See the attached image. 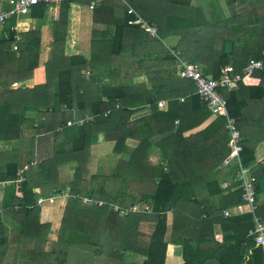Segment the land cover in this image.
<instances>
[{"label":"trees","instance_id":"1","mask_svg":"<svg viewBox=\"0 0 264 264\" xmlns=\"http://www.w3.org/2000/svg\"><path fill=\"white\" fill-rule=\"evenodd\" d=\"M227 4L230 23L245 18L246 40L242 43L244 37L234 29L228 39L233 44L231 53L224 49L218 56L209 52L212 62L196 65L208 78L219 79L227 66L241 75L238 85L222 91L240 130L241 110L246 101L239 99L237 89L247 82L249 75L264 73V70L243 72L250 58L258 57L264 49V0H230ZM186 8L178 0H105L94 11V20L113 27L114 32L111 37L103 35L98 39V58L90 60L70 51L68 37L65 33L60 35L61 27L56 24L50 59L45 65L46 83L32 90L11 88L34 77L39 62L40 32L19 35L14 30L15 20L8 35L0 39V142H18L15 150L0 152V184H6L3 188L0 185L6 191V202L0 203V264H125L123 252L144 256L145 264H166L169 249L174 245L181 247L183 264H207L210 260L218 264H264V250L248 234L254 222L238 241H229L223 249H203L206 242L212 241L206 233L209 228L213 231L215 221L224 227L234 223L233 219L224 222L215 218L223 217L227 207L243 202L238 167L234 165L228 172L237 191L226 197L227 204H213L210 209L196 199L195 192L187 190L193 189L191 176L168 155L167 149L174 144V130L170 127L157 131L156 126H151L159 123L160 118L168 119L169 111L181 104L206 105L200 100L195 83L178 76L175 51L174 55L164 52L157 34L152 36L141 25L129 22L138 15L155 27L167 19L170 25ZM46 10V6L37 5L32 16L46 18ZM211 23L215 29L224 26L219 21ZM133 31L138 32L132 35ZM129 39L149 42L155 51L144 49L143 57L136 56L135 62L127 63ZM201 54L197 48L188 50L190 59ZM201 65L206 66V72ZM84 71L89 75L83 74ZM142 76L148 82L135 83ZM53 89L56 93H52ZM18 93H22L19 95L22 102H18L17 96H8ZM24 93L32 94V102ZM182 98H187L185 103ZM162 101L168 103L166 112L160 110ZM77 107L79 116L74 115ZM146 108L149 116L134 120V115ZM28 110L36 115L30 116ZM86 115L93 120L86 121ZM217 117L226 125L224 116ZM82 119L85 121L79 125ZM69 121L75 124L68 126ZM140 125L145 135L141 134ZM240 132L244 146L242 161L250 168L253 153ZM101 134L107 142L115 143L113 152L120 156L114 171L103 175L92 174L89 169L92 146ZM129 139L139 142L135 149L128 147ZM153 148L159 149L158 158L152 155ZM70 163L76 164L73 179L63 183L60 171ZM220 165L219 161L213 167L212 178L203 177L210 198L224 194L219 181L222 174L216 177L214 170ZM252 174L258 191L260 179L255 172ZM66 194L67 209L59 240L49 243L51 226L40 224L38 202ZM134 204L148 205L152 212L124 216L114 208L127 209ZM169 212L174 215L173 230L166 241ZM202 216L206 219L197 224L193 236L188 227ZM143 223L153 226L151 235L140 233ZM185 223L187 228L182 232ZM69 236L76 241L68 240Z\"/></svg>","mask_w":264,"mask_h":264},{"label":"crops","instance_id":"2","mask_svg":"<svg viewBox=\"0 0 264 264\" xmlns=\"http://www.w3.org/2000/svg\"><path fill=\"white\" fill-rule=\"evenodd\" d=\"M68 1L70 0H67L66 2ZM146 1L153 2L155 0ZM178 1L184 2L187 6L185 13L182 16L177 15L170 25H168V19L161 21L159 25L155 24L158 30L157 37H159L164 44L161 49L163 50L164 48V52L170 51V53L173 55L175 51L176 54L174 56H176L177 60L180 58L190 63L195 61L196 63L194 64L198 65L202 63H211L213 57H209V52H212L214 55L218 56V54L221 53L223 49L225 50L226 44L231 43L230 40H228L231 36L229 32H233L234 29H238L239 35L244 37L242 43L246 40L247 23L245 22V18L237 19L236 21L230 23L232 17L227 4V1L230 0ZM66 2L62 3L58 7L56 12L57 16L55 19L50 18L52 11L49 13L48 8L46 7V18H35L32 16L33 12H31V14L27 17L14 16L13 18L6 21L10 22L8 26L9 30V27L12 26L16 20L14 30L19 35L28 33L30 31L40 32V53L38 68L35 70L34 77L32 79L21 83H15L11 88L14 91H20L19 89L32 90L36 86L46 83L45 65L50 59V51L55 38L56 24L61 26L62 31L66 29L68 33H71L72 38L67 40V44L70 47L71 52L81 55L85 60H90L93 57L96 59L98 58L99 53H97V47L100 44V40L98 39H102L104 31H108L107 36L111 37L113 35V27L97 23L94 20V11L96 9L94 11L90 10L89 5L91 0H72L67 4ZM0 8L9 9V6L6 3H1ZM198 10L200 11L197 13L196 11ZM137 18H140V16L137 15ZM146 20L148 21V19ZM212 21H219L224 26L219 25V27L215 29L211 23ZM4 24L0 25V32H4L7 29L4 27ZM67 24L68 27L66 28ZM141 26L143 27V25ZM138 31L141 32V30ZM138 31H133L132 35ZM99 32L100 36L97 37ZM7 35L8 32L6 35L0 37V39ZM182 38L184 39V43L181 42ZM154 48L155 47H153V45H151L149 42L141 43L140 40L129 39L127 45L128 51L126 54V62H135L136 58L143 57L145 55L143 52L144 49L155 51L152 50ZM190 48H197L202 51V54L198 57H191L193 59H190V55L188 56V50ZM130 49H134L136 52L133 53ZM202 67L206 72V66ZM83 74L89 75V72L84 71ZM246 81L247 82L243 86L241 85V88L239 87L237 89L239 99L246 101L245 106L241 110L242 118L241 123L239 124L244 142L246 145L251 147L250 149L253 153V160L251 162L252 165H250V168L252 169L253 173L255 172L257 174V178L259 177L260 179L258 184V188L260 189L258 190L257 195V205L259 208L258 214L264 219V73L262 75H249ZM147 82L148 80L144 76L135 79V83L137 84H146ZM52 93H56L55 89L52 90ZM20 94L22 93L8 96H17L18 102H22L19 99ZM24 94L27 95V93ZM27 96H29L31 99L29 100L32 102V94L29 93ZM105 99L106 98H104V100ZM186 100L187 98H182L181 102L185 103ZM160 103H163L164 106L160 107L159 105L160 110L166 112L169 109L168 103L166 101H162ZM77 110L78 107L74 110L75 116L80 115V112H78L80 109L78 111ZM28 112L30 116L36 115V112L33 110H28ZM149 113V109L147 108L140 110L134 115V120L148 117ZM209 113L210 112L208 108L196 103L181 104L169 111L170 120L169 118H160L159 123H153L151 126H156L157 131H167L170 129V127L172 130H174L172 131V133H174V144L173 146H170L171 148L167 149L168 155L170 156L171 160H174V164H180L186 175L191 176V180H193L192 182L194 184L192 186L193 189L190 188L187 190H192L195 192L196 199L198 198L200 201L205 203L208 208L213 209V204L216 206L227 204V200H225L226 197L237 191L238 187L237 185L234 186L235 181L230 178L231 175L228 173L230 167H233L234 165L232 163L227 164L225 162L230 153V137L228 131H226L227 129L225 122L223 119L213 116L211 113ZM87 117L89 116L86 115L85 118ZM172 117H174V123L172 122ZM204 117H206V119H204ZM139 127L141 134L145 135L144 127L141 125ZM138 144L139 142L133 139H129L127 141V145L130 150L135 149ZM17 146V141H2L0 142V152L13 151ZM114 146L115 143L107 142L104 138V135L101 134L99 136L98 140L95 144H93L91 149V164L89 169L92 174L103 175L112 173L114 171L120 159V156L113 152ZM151 153L155 158H158L160 154L159 149L157 148H153ZM105 155H111L110 159L112 160V166L109 169L103 162ZM219 161L221 165L214 170L217 174L216 177L221 176L222 174L219 181L224 194L210 198L208 195V189L205 187V179L203 177L207 176L208 178H212L214 174L211 171ZM75 168V163H70L62 167L60 171V178L63 183L72 181L74 175L72 172L74 173ZM5 192L6 191L3 189L0 190V203L6 202ZM35 192L39 193V189H36ZM66 202L67 201H65L63 196L45 199L42 200L41 203L38 202L40 209V224H52L51 230L47 237L49 243L52 241V230H55V228H57L59 225L62 226V218L58 219L57 215L59 216L61 214L62 211L60 208L63 207ZM249 216L252 215L248 212V208L243 202L227 207L224 211V216H217L215 220L223 219L225 222L228 221V219H233V225L224 227L223 223L215 221L216 223L213 226V231L211 228H209V231L206 233V236L212 241L206 242L203 245V249H210L212 251L219 248L223 249L225 246H228L227 243L229 241H238V237L244 233L250 223H253V221H251V218L253 217ZM202 219H206V217L202 216L199 220H194L190 223L188 228H191L190 232L193 236H196L197 224H199ZM58 220L59 222H54ZM173 220L174 215L172 212H169L167 214L166 241H168L172 235ZM184 221L185 220L183 219V222ZM186 225L187 223H185V225L183 224V227L181 228L182 232L186 230ZM153 229L154 228L151 224L143 223L140 227V233L144 235H151ZM54 230L53 232L55 233ZM253 243L255 242L253 241ZM245 245L248 247L247 244ZM123 253V262L125 264H145L144 256L134 252ZM4 259V263H6L7 259ZM183 262L184 260L182 258L181 247L177 245L170 247L168 257L166 258V264H183ZM207 264L218 263L216 261L210 260Z\"/></svg>","mask_w":264,"mask_h":264},{"label":"built area","instance_id":"3","mask_svg":"<svg viewBox=\"0 0 264 264\" xmlns=\"http://www.w3.org/2000/svg\"><path fill=\"white\" fill-rule=\"evenodd\" d=\"M67 0H0L1 3H6L9 9L0 8V25H3L7 20L16 17L29 16L32 9L37 5H44L48 8L50 18L55 19L57 16L58 7L66 2ZM105 0H91L89 5L90 10L94 11L100 7ZM130 25H143L146 32L152 35L157 34V28L150 25L148 22L141 18H137L129 22ZM234 67L227 66L222 69L221 77L219 79L208 78L204 74L201 68L194 64L185 61L184 59L178 58V76L191 80L195 83L197 94L200 100L206 105L208 110L213 116H224L226 119V129L229 133V148L230 153L225 161L227 164L232 163L239 169V179L241 181L240 188L242 190V201L247 206L248 212L253 217L254 227L249 230V236L254 240L255 244L261 246L264 250V219L258 214L257 205V180L252 174L249 167L245 166L242 161V152L244 146L242 144L241 132L237 125V120L232 117L228 110V100L222 93L227 88H231L238 85L241 82V75L234 73ZM264 70V50L261 51L258 57H252L248 61L247 66L244 69V74H250L256 71ZM163 107V103L159 104ZM86 121H92L93 118L87 117ZM82 119L78 122L82 125L85 121ZM75 123L72 121L68 122V126H72ZM1 185V184H0ZM6 184H2L3 188ZM41 203V200H39ZM140 208L141 212L138 211ZM122 210L123 215H128L129 213H151L152 208L148 205L138 204L134 206L131 210Z\"/></svg>","mask_w":264,"mask_h":264},{"label":"rangeland","instance_id":"4","mask_svg":"<svg viewBox=\"0 0 264 264\" xmlns=\"http://www.w3.org/2000/svg\"><path fill=\"white\" fill-rule=\"evenodd\" d=\"M22 17H27V16H22ZM9 23L10 22H6L5 24H4V27L5 28H7L4 32L2 31V32H0V37H2V36H4V35H6L7 34V32H8V26H9ZM2 27V26H1ZM59 27H61V26H59ZM68 27V24H67V26H66V28ZM63 28V27H62ZM60 32V35H64V33H65V35L68 37V39H71L72 38V35H71V33H68L67 31H66V29L64 30V31H62V30H60L59 31ZM104 34L103 35H108V31H104L103 32ZM98 36H100V32L97 34V37ZM71 51V50H70ZM104 88V87H103ZM103 88H102V90H103ZM107 88H109V87H107ZM164 107V106H163ZM110 157H111V155H105L104 156V158H103V162L105 163V166H107L108 167V169L112 166V160L110 159ZM234 165V164H233ZM74 172H75V170H74ZM72 174H74L73 172H72ZM74 176V175H73ZM2 189V188H1ZM0 189V190H1ZM62 197V196H61ZM63 197L65 198V201H68V195L66 194V195H63ZM57 198V197H56ZM52 199V198H51ZM42 201V200H41ZM138 204H134V205H131L129 208H127V209H120V207L119 206H115L114 208H115V210L116 211H119L120 212V214H122L121 213V211L122 210H125L124 212L126 213V210H131L134 206H137ZM66 209H67V202H66V204L63 206V207H61L60 208V210L62 211L61 212V214L58 216L57 215V218L58 219H63V217H64V215H65V213H66ZM136 212H141L140 211V208H138V211H136ZM132 213H135V212H132ZM130 214V213H129ZM128 214V215H129ZM123 215V214H122ZM124 216H126V215H124ZM55 223H57V222H59V220L58 221H54ZM55 223H53V224H55ZM52 224H50V226H51ZM52 227V226H51ZM54 230V229H53ZM53 230H52V236H51V239H52V241H50V243L51 242H57L58 240H59V235H60V230H61V226L59 225V226H57V228H55V233L53 232ZM68 240H75L76 241V239H74V238H71V236H69L68 237Z\"/></svg>","mask_w":264,"mask_h":264},{"label":"water","instance_id":"5","mask_svg":"<svg viewBox=\"0 0 264 264\" xmlns=\"http://www.w3.org/2000/svg\"><path fill=\"white\" fill-rule=\"evenodd\" d=\"M225 51H226L227 53H231V51H232V43H227V44H226V49H225Z\"/></svg>","mask_w":264,"mask_h":264}]
</instances>
